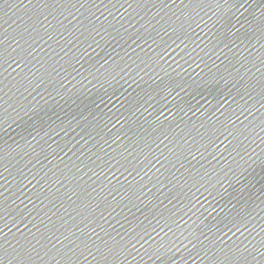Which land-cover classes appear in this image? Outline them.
I'll list each match as a JSON object with an SVG mask.
<instances>
[{
	"label": "water",
	"instance_id": "95a60500",
	"mask_svg": "<svg viewBox=\"0 0 264 264\" xmlns=\"http://www.w3.org/2000/svg\"><path fill=\"white\" fill-rule=\"evenodd\" d=\"M0 264H264V0H8Z\"/></svg>",
	"mask_w": 264,
	"mask_h": 264
},
{
	"label": "snow or ice",
	"instance_id": "6c2138e0",
	"mask_svg": "<svg viewBox=\"0 0 264 264\" xmlns=\"http://www.w3.org/2000/svg\"><path fill=\"white\" fill-rule=\"evenodd\" d=\"M8 3V0H0V8H2L4 5H6ZM63 235V234H61ZM59 239V237H57ZM65 239H68L67 236L64 237ZM83 242V241H82ZM73 243H75V241H73ZM99 251V249H98Z\"/></svg>",
	"mask_w": 264,
	"mask_h": 264
}]
</instances>
